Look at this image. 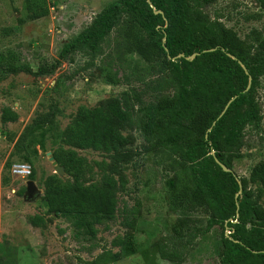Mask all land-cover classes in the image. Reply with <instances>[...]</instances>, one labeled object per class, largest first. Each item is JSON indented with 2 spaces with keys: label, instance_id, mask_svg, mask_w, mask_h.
Here are the masks:
<instances>
[{
  "label": "rangeland",
  "instance_id": "obj_1",
  "mask_svg": "<svg viewBox=\"0 0 264 264\" xmlns=\"http://www.w3.org/2000/svg\"><path fill=\"white\" fill-rule=\"evenodd\" d=\"M112 1L45 0L47 13L34 19L24 9L25 0H0V67L51 68L63 44ZM205 12L241 40L253 30L264 36V0H216ZM133 61L146 65L137 55L118 62L106 49L93 59L74 55L37 76L0 71V264H221L222 238L229 231L214 226L199 235L210 211L202 207L182 212L172 205L173 174L166 167L171 155L166 149L154 152L127 123L117 126L130 154L126 162L114 163L113 154L77 150L59 140V133L74 122L81 107L106 109L120 101L124 91L138 94L144 103L172 94L136 82ZM256 99L261 125L246 128L245 145L231 171L247 179L253 201L264 210V188L251 179L254 169L264 164V76ZM4 108L15 112L17 121L3 124ZM59 148L74 149L87 160L92 174L85 175L83 187L93 182L114 186V216L95 224L93 233L83 223L56 216L48 208L45 183L47 177L57 175L53 154ZM14 164L35 170L37 193L31 197L26 194L31 180L13 176ZM57 176L64 184H74L71 175ZM32 217L40 219L39 224L31 223Z\"/></svg>",
  "mask_w": 264,
  "mask_h": 264
},
{
  "label": "trees",
  "instance_id": "obj_2",
  "mask_svg": "<svg viewBox=\"0 0 264 264\" xmlns=\"http://www.w3.org/2000/svg\"><path fill=\"white\" fill-rule=\"evenodd\" d=\"M215 2L115 0L63 44L51 68L34 71L8 66L0 71L37 76L74 55L93 59L106 49L121 63L128 56L140 57L146 65L133 61L135 81L149 90L172 94L144 103L138 94L124 91L121 100L106 109L81 107L74 122L59 133V140L77 150L113 154L114 163L126 162L130 154L117 126L127 123L142 134L151 150L166 149L171 155L166 167L173 174L169 186L172 205L182 212L202 207L210 211L198 234L205 235L214 226L229 231L222 238L221 264H264V210L253 201L247 179L222 171L215 161L231 170L245 145L246 128L261 125L256 94L264 76V36L253 30L245 40L239 39L205 12ZM44 3L25 0L24 9L36 19L47 13ZM17 119L15 112L2 110L3 124ZM74 149L59 148L53 154L57 166L73 177L74 184L50 175L45 198L51 213L74 218L93 233L95 224L114 216V186L93 182L83 187L84 177L90 174L91 178L92 169ZM28 179L35 180V170ZM251 179L264 188V164L254 169ZM24 192L21 188L20 193ZM29 220L33 224L40 221L36 217Z\"/></svg>",
  "mask_w": 264,
  "mask_h": 264
},
{
  "label": "water",
  "instance_id": "obj_3",
  "mask_svg": "<svg viewBox=\"0 0 264 264\" xmlns=\"http://www.w3.org/2000/svg\"><path fill=\"white\" fill-rule=\"evenodd\" d=\"M148 2H149V0H147ZM152 8H153V6H151ZM156 13H161V12H156ZM204 52H206V51H204ZM195 55H192L191 56V59L194 57ZM231 58L233 59V60H235V57L234 56H231ZM242 68L244 69V71L246 72V74H248V72H247V70L245 69V67L244 66H242ZM248 88H249V86H248ZM247 88V89H248ZM215 161H216V163L220 166V168L222 169V171H224V172H230V173H232V171L231 170H229L225 165H223L222 163H220L217 159H215ZM53 165L54 166H56V174L57 175H63L64 174V170H63V168L62 167H60V166H57L56 165V162H53ZM233 174V173H232ZM234 175V174H233ZM235 176V175H234ZM239 187H240V190L242 189V185H241V183L239 182ZM35 193H37V188H36V186H35V184H34V182L33 181H27V183H26V194H27V196L28 197H31L33 194H35Z\"/></svg>",
  "mask_w": 264,
  "mask_h": 264
},
{
  "label": "built area",
  "instance_id": "obj_4",
  "mask_svg": "<svg viewBox=\"0 0 264 264\" xmlns=\"http://www.w3.org/2000/svg\"><path fill=\"white\" fill-rule=\"evenodd\" d=\"M11 173L17 178L27 180L31 175V167L27 164H14L11 168Z\"/></svg>",
  "mask_w": 264,
  "mask_h": 264
}]
</instances>
